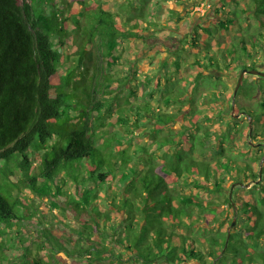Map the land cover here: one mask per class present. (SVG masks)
<instances>
[{"label":"trees","instance_id":"trees-1","mask_svg":"<svg viewBox=\"0 0 264 264\" xmlns=\"http://www.w3.org/2000/svg\"><path fill=\"white\" fill-rule=\"evenodd\" d=\"M45 1L51 2L0 0V233L29 221L40 227L46 246L54 250L57 243L80 264H264V143L259 139L264 140V77L245 75L235 98L234 91H214L220 99L219 93L227 96L231 111L247 114L243 132L252 150L227 145L234 139L230 128L210 125L214 114L195 105L191 94L189 105L177 111L155 107L135 87L125 94L131 77L137 79L128 48L135 52L148 27L162 26L157 7L151 14L155 19L142 27L133 22L145 17L143 11L129 3L134 13L124 16V6L115 11L95 7L91 0H76L77 7L64 0L62 8L52 1L47 11ZM213 5L226 17L199 25L186 36L191 45L204 44L203 51L194 48V60H185L199 66L193 77L197 88L205 78L215 87L221 79L209 74L210 62L220 71L253 70L264 55V0H215ZM171 11L172 18L177 16L175 8ZM247 15L261 30L249 35L239 30L238 42L211 45L209 38L235 25L243 27ZM202 32L206 38L201 40ZM180 50L174 51L180 60L173 61L178 74ZM160 62L168 65L159 56L158 69L141 80L144 86L155 81L162 92L167 73L159 70ZM166 77L169 84L187 80ZM175 89L169 86L168 94L162 93L166 105L181 103L173 99ZM259 92L263 96L256 104L240 107L238 96L254 98ZM188 113L180 129L170 128L178 115ZM144 126V132L136 133ZM213 136L218 142H211L214 151L209 146L213 153L205 156ZM60 160L76 172L67 177L66 168L56 170ZM5 179L26 182L29 191L57 205L51 217L69 231V245L14 188L13 200L3 191ZM185 185L199 190L182 191ZM236 189L250 190L254 198L238 199Z\"/></svg>","mask_w":264,"mask_h":264},{"label":"rangeland","instance_id":"rangeland-1","mask_svg":"<svg viewBox=\"0 0 264 264\" xmlns=\"http://www.w3.org/2000/svg\"><path fill=\"white\" fill-rule=\"evenodd\" d=\"M52 1L53 3L58 4L59 8H62L64 6V0H51V2ZM156 1H162V3H160L161 7L160 4H156ZM214 1L215 0H182V2H178L177 0H153L147 7L144 6L146 0H91V4L95 7L101 5L115 11H120V7L124 6L123 10H121V13L124 16L134 13V10L128 7L127 3H129L133 7H138L139 11H143V16L145 17L140 16V21H134L133 24H135V22L136 24L140 23L142 27L146 26L147 19H155L153 16H151V14L153 8L157 7L156 17L158 19V22L162 26L157 25L155 26V28L148 27V29L144 31L146 38L138 42L139 47L135 49V52L130 53L131 48H128L129 53L127 52L128 54L126 55H128V57H130L131 59H134L131 62V65L134 68H132L133 70L129 69L126 61L124 63V67L127 72H129L130 70L131 72L135 71L137 79H135V76L131 77L130 82L124 88L125 94L132 92L131 89L135 87L138 89V96H140L139 93L146 94L144 96L152 100L155 107H160L169 111H177L176 107H181V105L188 106L190 102L189 95L191 94L190 96L194 97L195 105H198L201 108H205V110H202L204 112L209 111L214 114V124L210 125L220 124L215 126L219 127L220 129H223L224 127L230 128L231 133L234 134V139L231 138L229 142H226L227 145L234 144L236 146H240L241 148L252 150V144H249L247 143V141H245L247 137L243 132V130L247 128V114L243 113L242 115H240L235 110L231 111V101L226 100L227 96L225 97L223 96V94L219 93L222 96V98L220 99L219 96L214 94L215 90H224L225 92L232 93L238 84L241 69L235 68L226 69V71H220L219 69H217V67L213 68L210 62V69L208 70L209 74L214 73L216 76H221V79L218 83H216L215 87L213 83H209V78H205L203 85L201 84L199 88H197L193 77L194 73L199 69V66L189 61L188 63L185 62V60L187 59H195L193 51L195 52L196 48L199 51L204 50V44L200 43L201 46L191 45L186 39V36L190 35L191 32H193L199 25H211V23L213 24L219 19V17H226V12L225 14L219 15V13L215 11L213 5ZM51 2H43V8H45L47 11H50L53 4ZM71 2L75 7L78 6L76 0H71ZM171 8H175L177 11V16H175L174 18L171 17ZM125 18L126 17H124V19ZM242 22L244 23L243 27L235 25L234 29L224 31L220 30L215 34V36H212L211 38L208 37L211 41V45L217 46L220 42L225 41L238 42V40L240 39V35L238 34L239 30L245 31L244 33H246L247 35H249L251 32H258L259 30H261V27L254 17H250L249 15L244 16L242 18ZM247 27H249V29H246ZM200 31L203 30L201 29ZM181 36L184 38L183 40L180 38ZM203 38H206L205 32L200 33V39L202 40ZM125 44L129 45L127 40L125 41ZM191 46H193V50ZM177 48L181 49L180 52L182 54V69L180 74L175 72V64H173V61L180 60L179 57L176 59L174 58V51H177ZM230 49L231 47H228L225 50L228 52ZM189 52L190 54H188ZM220 52L219 58L222 57ZM159 56L168 64L167 66H164V63L160 62V71L164 73L166 72V76H170L171 78H173V80L176 79L177 81V79H187L186 82L178 81L175 82L176 85L172 84L171 82L169 84L167 82V77L165 76V74H163L164 83L162 82V85L164 87L162 88V92L159 90L158 86H155V81L144 86L143 80H141V78L148 73L154 74V72L158 69ZM260 59L262 60L259 61V68L261 70H264V55L261 56ZM222 65H224V63ZM117 69L119 71L120 67H118ZM215 75H213V78L211 79L214 83L215 80H218L214 77ZM247 76H249L250 78L255 77L253 75ZM188 81L189 83H187ZM200 83L201 82H199L198 84ZM174 85L176 89L174 88ZM169 86L175 90H178L174 91L172 96L173 99H182V104L176 102H173L171 105L165 104L167 99L162 97V93L167 95ZM147 91L152 92L154 96L152 97V95L145 93ZM188 91L191 93L187 95ZM262 96V92L257 93L254 98L248 97L246 94H242L238 96V103L240 107L244 105H254L258 101L257 98ZM167 97L168 96H166V98ZM180 111L182 112V110H178V112ZM184 111V113H186L187 110L184 109ZM126 113L131 112L126 109ZM191 113H193V111ZM190 114L188 113L186 116L185 114L178 115L176 122H172L170 128L172 127L174 130L180 129L182 125L185 124L187 120L186 117L190 116ZM231 114H233V117L231 116ZM144 119L145 121H148V117H145ZM240 119H242V121H239ZM144 128H146V126H144L143 128L141 127V129L135 131L136 133H140ZM196 130L197 129L195 127L194 131ZM147 133L148 130L146 134ZM259 139L264 142L262 137H260ZM211 142L215 143L218 142V140L215 136H213L212 139H209L207 141L208 145L204 150L205 156H210V154L213 153L212 151H214L211 149ZM250 142L256 143L257 140L255 141L252 137H250ZM62 145H64V143H62ZM209 146L212 151L208 149ZM64 162L65 160H60L58 166L55 169L57 170V168H60L61 170H64L66 168L64 166ZM55 169H53L52 172L55 173ZM74 172H76L75 166L66 168L65 176L69 177V174H72ZM227 177L228 180L225 182V189L229 190L231 188V176L228 175ZM3 184V191H5L11 199L13 197L10 190L14 188V193L16 194V196L22 198L24 202L31 206V208L32 206H35V208H37L39 216L45 220L49 227L52 228L54 234L62 241V243L69 245V243H67V236L69 235V231H67L64 226L59 224V221L56 217H51L52 213H57V205H55L53 202H50L51 200H49L48 198H42L35 192L29 191L31 190L29 188V184L21 180L18 182V184H16L10 179H5V182ZM198 190V188H195L192 185H185V187L182 189V191L185 192H194ZM100 191L104 195L105 187H102ZM235 194L237 195L238 199L242 200L254 198V194L251 193L250 190L248 191L245 189H236ZM34 195H36V197ZM17 208H20V206ZM8 230H10V232H8L6 235L0 233V264H36L35 259L38 258L42 260V263L44 260L45 264L49 260L54 264H80L79 260H75L74 258H72V256H69L65 250H60L57 243L54 246V250L46 246L45 236L39 233L40 227L34 223H31L29 221H26L21 225H18L16 223L15 225L9 227ZM134 238L135 237L133 235L131 239L134 240ZM1 245H3L4 247H1Z\"/></svg>","mask_w":264,"mask_h":264},{"label":"water","instance_id":"water-1","mask_svg":"<svg viewBox=\"0 0 264 264\" xmlns=\"http://www.w3.org/2000/svg\"><path fill=\"white\" fill-rule=\"evenodd\" d=\"M251 73V74H257V75H260V76H262V77H264V70H260V69H253V70H248V69H245L242 73H241V75H240V78H239V81H238V84H237V86L235 87V90H234V98L236 97V95H237V92H238V90H239V87H240V85H241V82H242V80H243V78H244V75H245V73ZM234 102H235V99H234ZM251 123H252V119H251ZM252 124H251V131L250 132H252ZM248 186H250V184H248ZM236 223V219H234V221H233V225ZM229 231H230V229H229Z\"/></svg>","mask_w":264,"mask_h":264},{"label":"flooded vegetation","instance_id":"flooded-vegetation-1","mask_svg":"<svg viewBox=\"0 0 264 264\" xmlns=\"http://www.w3.org/2000/svg\"><path fill=\"white\" fill-rule=\"evenodd\" d=\"M257 69H260V68H257ZM244 70H245V69H244ZM244 70H243V71H244ZM260 70H261V69H260ZM243 71H241V73H242ZM241 73H240V75H241ZM246 74H247V75H253V76H256V77L258 76L257 74H251V73H247V72L245 73V75H246ZM245 75H244V77H245ZM258 77H259V76H258ZM243 113H245V112H242L240 115H242ZM261 143H264V142L261 141ZM261 143L258 142L257 145H260Z\"/></svg>","mask_w":264,"mask_h":264},{"label":"crops","instance_id":"crops-1","mask_svg":"<svg viewBox=\"0 0 264 264\" xmlns=\"http://www.w3.org/2000/svg\"><path fill=\"white\" fill-rule=\"evenodd\" d=\"M161 3H162V1H161Z\"/></svg>","mask_w":264,"mask_h":264}]
</instances>
